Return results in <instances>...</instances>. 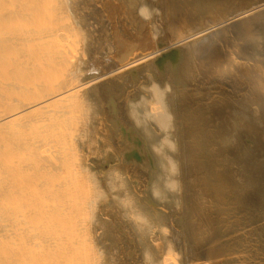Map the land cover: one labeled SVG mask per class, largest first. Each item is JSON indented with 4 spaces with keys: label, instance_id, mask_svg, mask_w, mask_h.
Instances as JSON below:
<instances>
[{
    "label": "bare ground",
    "instance_id": "obj_1",
    "mask_svg": "<svg viewBox=\"0 0 264 264\" xmlns=\"http://www.w3.org/2000/svg\"><path fill=\"white\" fill-rule=\"evenodd\" d=\"M0 264H264V0H0Z\"/></svg>",
    "mask_w": 264,
    "mask_h": 264
},
{
    "label": "clouds",
    "instance_id": "obj_2",
    "mask_svg": "<svg viewBox=\"0 0 264 264\" xmlns=\"http://www.w3.org/2000/svg\"><path fill=\"white\" fill-rule=\"evenodd\" d=\"M141 15L144 16V10L142 9L141 10ZM145 19H149L150 17L148 16H144ZM160 86L156 83H153L150 85L149 87V91H152V90H159Z\"/></svg>",
    "mask_w": 264,
    "mask_h": 264
}]
</instances>
